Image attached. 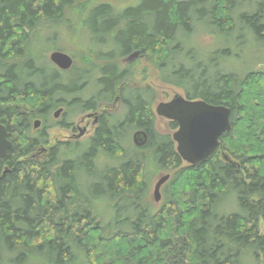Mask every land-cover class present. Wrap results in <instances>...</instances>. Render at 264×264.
I'll return each instance as SVG.
<instances>
[{
    "label": "trees",
    "instance_id": "1",
    "mask_svg": "<svg viewBox=\"0 0 264 264\" xmlns=\"http://www.w3.org/2000/svg\"><path fill=\"white\" fill-rule=\"evenodd\" d=\"M128 1L0 0V124L11 142L0 158V264H264V72L215 73L192 92L178 84L187 99L230 110L220 147L191 165L155 127L154 90L132 86L135 61L123 64L138 51L158 79L192 81L178 55L193 33L264 42V0ZM73 15L100 47L60 70L36 50L37 30L68 27ZM116 96L122 110L83 144L49 146L48 126L32 128L33 117L43 124L59 106L81 110ZM136 129L147 134L140 147L128 140ZM149 165L169 174L156 210L145 199Z\"/></svg>",
    "mask_w": 264,
    "mask_h": 264
},
{
    "label": "rangeland",
    "instance_id": "2",
    "mask_svg": "<svg viewBox=\"0 0 264 264\" xmlns=\"http://www.w3.org/2000/svg\"><path fill=\"white\" fill-rule=\"evenodd\" d=\"M86 0H81L80 3L85 4ZM109 1V0H103ZM116 2L117 5H125L127 1L124 0H110ZM71 22L68 27L64 26L61 23L53 24L52 26L45 24L43 27L38 28L37 38H41L39 43L35 46L38 53H42L44 57L49 60V54L52 51H63L71 55L73 62L76 66H81L83 63V55H87L88 50H96L100 47L99 44H91L89 40V32L85 28H79L78 26V15H73L70 17ZM78 18V19H75ZM214 34L211 29L203 27L199 31H195L191 36L190 42L184 45L183 51L178 55V59H183V67L185 70L192 71L194 73L193 80H189L186 77H175L174 83H168L158 79V73L153 68L150 63V60L141 56L137 60H134L133 65V78L131 80L132 86H145L149 85L155 94L154 102L152 103V109L155 111V106L158 102L168 101L172 98L174 94H181L185 96L184 90L179 86L184 88H189L192 91L201 90L207 85L210 78L215 76V73H225V72H234L237 74L242 73L246 70L251 71H261L264 72V42H257L256 40L248 41L245 46L239 45L237 41L228 42L219 35ZM236 36V35H235ZM238 37V36H237ZM241 38H238L240 40ZM61 50H59V49ZM55 49V50H54ZM229 51L230 54L227 55L226 51ZM215 58V61H213ZM50 61V60H49ZM51 62V61H50ZM52 63V62H51ZM128 62H123L126 64ZM53 64V63H52ZM216 66V67H215ZM205 70L206 73L203 74L202 71ZM170 74L169 71L162 72V76H167ZM92 88V87H91ZM23 108H27L26 104H21ZM21 107V108H22ZM114 108L121 110L122 106L117 104ZM60 114V113H59ZM58 114V115H59ZM156 115V113H155ZM80 112L77 109H65L64 114L61 112L59 119L64 122H70V126H48L46 128L45 134L48 139V145H53L56 142H78L83 144L91 136L92 131L90 127L84 132V126H74L78 122ZM38 119L40 124L38 129L41 126L50 124L54 122V118L47 117L44 123L42 124V119L39 117L32 118V128L33 122ZM169 121L166 118L156 115L155 117V127L159 132H169L172 133L174 130L170 128ZM135 130H131L128 135V140L132 147L134 143L132 141V134ZM34 129H32L31 134L36 135ZM80 132H82L81 135ZM127 147V146H126ZM48 148V146L46 147ZM128 148V147H127ZM130 149V148H128ZM129 151V150H128ZM132 151V150H131ZM145 151V150H142ZM146 152V151H145ZM36 158L43 156L44 151H35L32 153ZM224 152H221V156L224 155ZM33 156V157H34ZM230 160L231 157H228ZM148 172L147 179V195L145 199L148 201L149 206L152 210H156L160 207L161 203L165 199V190L163 188V183L160 188L159 200L155 201L153 198V189L156 181L167 172L163 171H154L153 168L149 165L146 166ZM167 181V180H166ZM98 209H104V201H99ZM223 210L222 207H220ZM103 211V210H102ZM107 220H112L115 217L114 211L105 213ZM261 231L264 232V223L261 222Z\"/></svg>",
    "mask_w": 264,
    "mask_h": 264
},
{
    "label": "water",
    "instance_id": "3",
    "mask_svg": "<svg viewBox=\"0 0 264 264\" xmlns=\"http://www.w3.org/2000/svg\"><path fill=\"white\" fill-rule=\"evenodd\" d=\"M138 52L132 53L128 59L136 57ZM49 59L61 70H68L73 64L71 55L62 51H52ZM62 107L57 108V116ZM155 113L177 123L172 133V140L176 144V152L180 158L191 165L206 160L210 154L220 147V136L230 129V110L222 105H213L201 99H187L181 94H174L168 101L158 102ZM40 120L33 122V128H38ZM80 132L79 135H81ZM132 141L135 146H143L147 142V134L143 130L134 131ZM11 142L7 138V130L0 124V158L5 157ZM225 160H230L224 156ZM169 178V174L162 175L155 183L153 198L159 200L160 188Z\"/></svg>",
    "mask_w": 264,
    "mask_h": 264
},
{
    "label": "flooded vegetation",
    "instance_id": "4",
    "mask_svg": "<svg viewBox=\"0 0 264 264\" xmlns=\"http://www.w3.org/2000/svg\"><path fill=\"white\" fill-rule=\"evenodd\" d=\"M135 52H138V51H135ZM135 52H132V53H135ZM129 55H127L124 58V60H123L124 63L125 62H130L131 60H136L137 58L141 57L139 55V52H138V55L136 57H133L131 59H128ZM117 104H120L122 106L119 96H116L112 101L101 100V101H98L95 104V106H93V107H89V108H84V109L78 110V112H80V116H79L78 122L75 123L74 126H84V128H83L84 132L90 127L91 128L90 131H92V134H93V132L95 131L96 127L99 126V124L101 123L103 118L105 119L106 115L116 114V113H119L122 110V108H121V110L117 111V109L114 108L115 106H117ZM60 107H62L61 112L64 114V111H65L66 108L64 106H59L57 108H60ZM57 108H54L53 110H51V112L48 115L49 118L52 117V118L55 119L54 122H52L50 124H46L45 126H70V124H72V123L58 120L59 119V115L61 114V112L57 116L54 115V112H55V110ZM137 130H140V129H136L135 131H137ZM47 149H44L45 153L47 152Z\"/></svg>",
    "mask_w": 264,
    "mask_h": 264
},
{
    "label": "bare ground",
    "instance_id": "5",
    "mask_svg": "<svg viewBox=\"0 0 264 264\" xmlns=\"http://www.w3.org/2000/svg\"><path fill=\"white\" fill-rule=\"evenodd\" d=\"M63 52V51H62ZM66 53V52H65ZM132 54V53H131ZM50 60V59H49ZM54 64V63H53ZM55 65V64H54ZM138 147V146H137Z\"/></svg>",
    "mask_w": 264,
    "mask_h": 264
}]
</instances>
